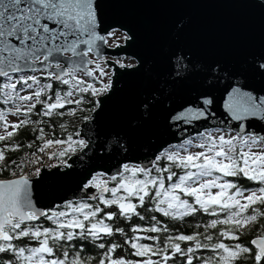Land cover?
<instances>
[{"label":"snow or ice","instance_id":"6c2138e0","mask_svg":"<svg viewBox=\"0 0 264 264\" xmlns=\"http://www.w3.org/2000/svg\"><path fill=\"white\" fill-rule=\"evenodd\" d=\"M99 6L98 0H0V105H11L6 110L0 109V127L6 133L0 134V142L10 140L21 126L34 123L29 118L33 114L48 118L61 116L63 112L59 110L67 104H82L83 94L96 97L111 90L110 83L97 88L79 76L83 73L96 77L89 68L93 63L89 55L93 52L99 55L97 42L106 41L98 32L102 22ZM82 45L86 46L83 50ZM60 56L65 59L61 61ZM176 65L177 76L181 75L179 69L188 68L184 58L178 57ZM96 68L101 76L106 75L99 64ZM60 86H66L67 90H58ZM248 87L246 83L232 87L223 105L231 119L238 122L235 135L230 134L231 129L218 136L208 132L201 134V142L194 145L200 151H189L193 142L187 140L173 146L175 150H164L149 164L125 163L119 180L117 175L110 177L117 181L116 187L107 186L108 182L101 179L103 173L84 185L85 189L99 190L97 195L88 196V200H98L110 209L115 206V211L105 212L84 200L64 204L63 208L70 211L58 210L59 205L47 210L38 208L33 201L29 176L12 171L11 175L19 178H0V264H92V256L82 257L86 246L89 251L103 250L95 264H176L177 260L181 264H261L264 231L250 240L255 250L244 246L247 241L241 242L237 235L258 217L264 219V208L257 207L264 206V135L250 130L254 122H264V95L245 90ZM77 93L79 98L72 99ZM94 103L97 108L100 106L99 100ZM202 103L205 107H188L174 119L190 121L214 115L210 109L213 98L204 96ZM37 105L42 109L39 113ZM148 107L146 104L145 108ZM9 116L24 118L9 124ZM9 127L12 131H7ZM38 132V138L44 141L39 152L61 146L62 150L52 151L49 158H64L86 149L92 139L89 134L88 140H74L72 135L66 140H53L45 138L43 128ZM20 147L19 143L0 145V172L8 170L7 153ZM160 161H165V166H160ZM11 163L23 171V163L16 164L15 160ZM174 168L180 169V174ZM39 174L40 169L36 168L35 175ZM240 179L254 182L258 187L246 188L239 183ZM121 190L126 195H118ZM105 193H110L112 198H105ZM141 210L181 221L203 213L216 217L205 227H226L215 236L201 232L169 234L161 246L159 236H129L124 227L105 222L120 217L127 221L133 217L144 220ZM249 210L251 214L246 215ZM100 213L104 214L103 218L99 217ZM220 213H225L226 218L219 219ZM42 218L54 227H45ZM150 219L155 222L153 226L132 227V233L169 232L167 224L156 215ZM117 235L124 237L123 242L105 239ZM28 241L35 246H28ZM182 243L186 246L182 247ZM125 246L132 251L128 253ZM201 250L211 254L198 255Z\"/></svg>","mask_w":264,"mask_h":264},{"label":"water","instance_id":"95a60500","mask_svg":"<svg viewBox=\"0 0 264 264\" xmlns=\"http://www.w3.org/2000/svg\"><path fill=\"white\" fill-rule=\"evenodd\" d=\"M98 4L102 21L98 32L106 41L97 42L99 55H89L93 61L89 68L96 59H104L112 70V87L97 96L100 106L80 124V138L92 135L89 147L72 153L66 163L50 169L43 165L39 176H29L33 201L45 210L97 195L98 189L84 188L96 174L119 177L123 164H149L171 145L208 129L237 132L238 122L223 105L238 83L264 95L260 0H98ZM116 29L126 37L111 45L107 37ZM120 56L135 62L120 63L115 58ZM178 57L188 64L179 69L180 76ZM204 96L213 98L214 115L174 119L188 107H205ZM250 130L264 135V122H254Z\"/></svg>","mask_w":264,"mask_h":264},{"label":"trees","instance_id":"16d2710c","mask_svg":"<svg viewBox=\"0 0 264 264\" xmlns=\"http://www.w3.org/2000/svg\"><path fill=\"white\" fill-rule=\"evenodd\" d=\"M44 82H50V81L45 80ZM55 87L56 85L54 83V88ZM58 90L63 92V91H66L67 89H66V86H60ZM83 95H84V102L82 104H79V105L74 104V103L67 104L64 109L59 110L63 112V115L61 116H53L51 118H48V117H43L42 115L41 116H37L35 114L31 115L29 118L34 123H30L26 126H21V128L17 130L16 134L10 140L6 139V141L0 142V145L7 144V143L21 144V147L18 150L7 153L8 158L5 161V163L8 164V170L4 172H0V178L13 177L11 175L12 171H16L17 173H20L21 172L20 169L17 168L11 162L15 160L16 164L23 163L25 166L27 160L34 153L38 152L39 151L38 149L43 146L44 141H41L38 138L39 128L44 129L46 139L66 140L68 135H72L74 140L81 139L79 136L76 135V133H79L80 124L91 115L92 111L96 107L94 101L97 100V96L94 97L90 93H85ZM79 96L80 94L77 93L76 98H72V99H78ZM43 98L44 97L42 96L41 99ZM0 107L1 108L4 107V110H6L7 108L11 107V105H0ZM41 111H42L41 107L37 105L36 112L39 113ZM23 118L24 117H18V121ZM40 121H43V123H40ZM61 125H63L64 127H61ZM71 154L72 153L65 156L64 158H59V160L63 162ZM165 164H166L165 161H160V166H165ZM173 170L176 171L178 174H180V169L174 168ZM140 178H143V177L141 176ZM232 179H236V178H232ZM117 180H119V177H117ZM109 183L110 185H117V181H113L111 179H109ZM239 183L246 188L258 187L257 184H255L254 182L248 181L246 179H240ZM104 196L107 199L112 198L110 193H107ZM86 201L92 204L94 207L98 206L100 208H103L105 212L116 210L115 206H113L110 209L98 200H86ZM76 202H79V201H76ZM133 202L138 203V201L135 198H133ZM63 205H60L61 207L59 208V210L63 209ZM257 207L264 208V206H257ZM141 212H142V215L145 216L144 220H140L137 217H133L131 221H127L123 217H120L116 219L114 222H109V221H105V222L114 223L115 226L124 227L125 231L129 234V236L138 235V233H143L142 236L144 235L159 236L160 238L159 242H161V246H163L162 242L165 241V238L169 234L171 235H176L180 233L195 234V232H201V233L213 234L215 236L219 231L224 230V228L226 227L224 225H218L217 229H211V228L205 227L207 224H210V221L212 219L216 217H212V216H209L203 213H198L194 217H187L185 218V220L181 221V220H174L171 218L162 217L161 214L159 213H153V212L145 213L143 212V210H141ZM247 214H251V210H249V213H246V215ZM103 215H104L103 213H100L99 217L103 218ZM152 215H156L157 218L160 219L164 224H167V226L169 227L168 233H148L146 231L137 232L135 234L132 233L131 231L132 227H139L141 229H147L148 227L153 226L155 222L150 219ZM225 218H226V214L220 213L219 219L223 220ZM42 221H43V218H42ZM43 223L45 227H54V225H52L51 222L49 221H43ZM197 225H199V227H197ZM262 231H264V219H262L261 217H258L257 221L252 222L242 231H238L237 235H240L241 242L247 241V243H245L244 246H250L255 250V246L250 245V240L255 239L257 236L261 234ZM105 239L115 240L116 242L121 243L123 242L124 237L117 235L112 238L106 237ZM142 242L153 243V244L157 243L155 241H142ZM225 242L229 244L235 243V241H230V240H225ZM28 246H35V244L32 241H28ZM185 246L186 245L182 243V247H185ZM125 247L128 253L132 251L129 246H125ZM102 251L103 250H100L98 248L92 251H89V248L86 246L84 252L82 253V257L87 258L89 255L92 256V264H95V260L99 257ZM197 254L207 256V255H210L211 252L208 250H201ZM129 258L138 259L135 257H129ZM176 264H181V260H177ZM261 264H264V260L261 261Z\"/></svg>","mask_w":264,"mask_h":264},{"label":"rangeland","instance_id":"374dc122","mask_svg":"<svg viewBox=\"0 0 264 264\" xmlns=\"http://www.w3.org/2000/svg\"><path fill=\"white\" fill-rule=\"evenodd\" d=\"M126 37V33L119 30V29H116V30H113L111 35H108L107 37V40H108V43L111 44V45H114L116 43H119V42H122ZM120 63H125V64H132L134 63L135 61L131 58V57H128V56H120V57H115ZM96 64H99L101 66V68L103 69V71L106 73V75H103L101 76L100 75V69H97L96 68ZM92 70L95 72L96 74V77L95 79L93 77H88L86 76V74H83V73H80L79 76L80 78L86 80L87 82L89 83H92L95 85V87L97 88H100L102 87L103 84L105 83H110L111 81V74H112V70L110 67H108V65L106 64L105 60L104 59H96V63L94 65H92ZM72 98H76V95H74ZM0 109H3L4 110V107ZM18 121V117H15V116H9L8 117V122L9 124L11 123H16ZM12 128L9 127L7 129V131H11ZM208 132H211L214 136H218L220 134H227L229 132V129H222V128H213V129H208V130H205L203 133L201 134H207ZM0 134H6L5 133V130L0 127ZM196 135V136H193L187 140H192L193 142V146L189 148V151L191 152H197V151H200L201 149L195 147L194 145H197L201 142L200 140V135ZM231 135H235L236 132L231 130ZM82 139V138H81ZM186 140V141H187ZM185 142V141H184ZM184 142L182 143H179V144H175V145H171L170 147H168L166 150H175L173 146H178L180 144H183ZM182 154H186V153H182ZM29 159H32L29 158ZM66 161H64L63 163H65ZM60 163V162H59ZM130 165H135V164H130ZM25 167V166H24ZM24 169V168H23ZM21 173V172H20ZM100 174V173H99ZM97 175V174H96ZM125 175H128L127 173H125ZM14 177V176H13ZM101 179L103 180H106L108 183H109V179L110 177L106 176L105 174H103V176L101 177ZM110 184V183H109ZM117 185H110V188L111 187H116ZM213 191H216V190H213ZM118 195H126V193L123 192V190H121ZM86 201V200H84ZM89 203V202H88ZM59 210V209H58ZM61 210H66V211H70L68 209H61ZM143 233H138V236H142Z\"/></svg>","mask_w":264,"mask_h":264},{"label":"built area","instance_id":"2783aa9c","mask_svg":"<svg viewBox=\"0 0 264 264\" xmlns=\"http://www.w3.org/2000/svg\"><path fill=\"white\" fill-rule=\"evenodd\" d=\"M59 150H62L61 146H54V148L47 149L44 153H41L39 151L34 153L31 156L32 159L27 160L23 171L19 174L20 175H27V176H36L35 175V169L36 168H39L40 172H41V168L43 167V165H45V167H47L49 169L56 166L57 164H59V162H61L59 160V157L57 156V157L49 158V156H50V153L52 151H59ZM37 160L39 161V163H35V161H37ZM29 161H32V163H28Z\"/></svg>","mask_w":264,"mask_h":264}]
</instances>
